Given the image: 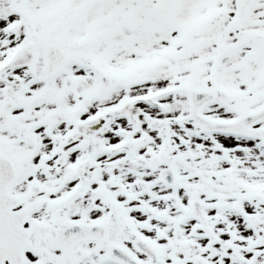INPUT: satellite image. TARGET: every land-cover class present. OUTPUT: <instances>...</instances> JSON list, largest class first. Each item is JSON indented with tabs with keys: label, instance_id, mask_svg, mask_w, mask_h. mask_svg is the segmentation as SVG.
I'll list each match as a JSON object with an SVG mask.
<instances>
[{
	"label": "snow or ice",
	"instance_id": "obj_1",
	"mask_svg": "<svg viewBox=\"0 0 264 264\" xmlns=\"http://www.w3.org/2000/svg\"><path fill=\"white\" fill-rule=\"evenodd\" d=\"M0 264H264V0H0Z\"/></svg>",
	"mask_w": 264,
	"mask_h": 264
}]
</instances>
